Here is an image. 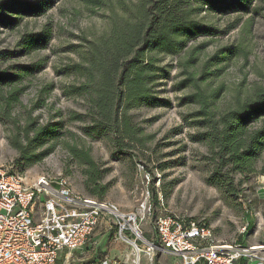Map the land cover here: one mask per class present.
<instances>
[{"label":"trees","instance_id":"1","mask_svg":"<svg viewBox=\"0 0 264 264\" xmlns=\"http://www.w3.org/2000/svg\"><path fill=\"white\" fill-rule=\"evenodd\" d=\"M49 0L0 1V25L14 29L22 15L38 17ZM85 5L103 8L105 26L93 37H80L82 50L75 51L77 62L55 69L57 75L71 76L77 84L66 86L64 95L83 101V113L70 111L66 119L39 124L30 112L23 123L13 115L24 91L21 82L38 70V65L2 63L13 54L0 51V121L11 127L8 138L16 150L14 164L23 170L40 163L64 137L65 125L82 123L81 135L90 141L107 140L114 153L128 157L136 147L145 149L150 139L130 111L139 108L169 107L168 100L157 95L160 80L169 77L170 65L164 57L177 58V91L189 89L178 98V105L194 106L182 121L194 129L188 134L191 143L201 145L206 153L202 160L209 167L206 183L230 196H236L243 179L256 172L264 153V88L250 94L237 92L226 107L217 104L223 86H212L220 76L221 64L244 53L241 47H224L200 63L201 47L188 43L199 37H214L223 32L198 19L201 13L218 15L249 13L252 0H84ZM51 30L28 33L17 43L26 53L43 50L51 39ZM58 117H62L58 114ZM68 155L84 166L90 193L100 197L99 180L103 171L89 150L68 145ZM240 178L235 180V176ZM104 187L102 188V190ZM155 199V195H153ZM253 228L250 221L249 231ZM239 241V240H237Z\"/></svg>","mask_w":264,"mask_h":264},{"label":"rangeland","instance_id":"2","mask_svg":"<svg viewBox=\"0 0 264 264\" xmlns=\"http://www.w3.org/2000/svg\"><path fill=\"white\" fill-rule=\"evenodd\" d=\"M125 1L130 3V0ZM46 4L45 12L38 17L22 15L21 22L14 29L0 25V51L13 54L2 65H38V70L21 82L24 91L13 110L20 124L28 112L39 124L61 118L65 120L70 111L84 112L80 98L63 93L66 86L78 81L71 76L57 75L55 69L77 62L75 51L82 50L80 37L90 38L101 33L108 14L102 7L90 9L84 0H49ZM198 19L223 32L219 36L199 37L188 43V47L203 45L200 63L224 47L244 50V53L222 63L220 76L212 80L213 87L223 86L217 104L226 107L237 92L243 97L255 88H264V0H252L249 13L218 15L204 12ZM44 28L52 32L45 49L26 53L23 47H18L23 35ZM176 62V57L163 58L162 64L170 65L169 77L160 80V85L155 88L157 95L168 100L170 106L130 111L134 122L150 138L145 149L136 147L124 157L114 153L107 140L92 142L83 137L79 131L82 123L70 122L65 125V135L55 144L53 151L40 163L22 172L30 177H63L75 193L114 204L122 212L136 211L143 203H151L154 213L142 224L147 235H150L148 231L154 217L165 210L206 223L220 241L261 242L264 240V153L256 165V172L243 179L236 196L206 183L209 167L202 160L206 150L189 141L188 134L194 129L182 121V116L195 107L178 105V98L189 89H174V84L181 79L177 77ZM10 128L6 122L0 121V168L19 171L14 164L17 152L8 141ZM67 144L89 150L103 171L97 189L100 197L90 193L93 187L87 182L85 168L69 157ZM239 178V175L235 176V180ZM250 221L253 223L250 235L240 234L242 227L249 225ZM112 233L97 228L85 246L87 256L120 257V250L126 247L115 242Z\"/></svg>","mask_w":264,"mask_h":264},{"label":"built area","instance_id":"3","mask_svg":"<svg viewBox=\"0 0 264 264\" xmlns=\"http://www.w3.org/2000/svg\"><path fill=\"white\" fill-rule=\"evenodd\" d=\"M122 212L75 193L63 177H30L0 168V264H264V240L217 239L204 222L160 213L142 230L151 203ZM112 231L120 257L87 256L97 228ZM242 235H250L248 224Z\"/></svg>","mask_w":264,"mask_h":264}]
</instances>
